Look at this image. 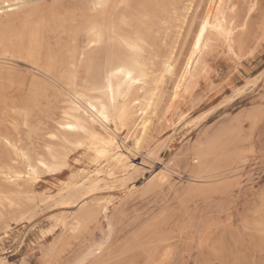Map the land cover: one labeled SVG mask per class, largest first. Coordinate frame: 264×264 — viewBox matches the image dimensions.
I'll return each instance as SVG.
<instances>
[{"label": "rangeland", "instance_id": "1", "mask_svg": "<svg viewBox=\"0 0 264 264\" xmlns=\"http://www.w3.org/2000/svg\"><path fill=\"white\" fill-rule=\"evenodd\" d=\"M89 2L39 0L35 23L0 15V264H262L264 0H223L233 51L208 32L197 52L198 26L219 0H112L101 23L124 19L123 33L144 39L148 76L130 99L155 102L137 147L139 107L109 126L123 172L58 126L74 96L90 94V71L72 60L105 62V49L86 46ZM53 157L59 170L38 165ZM27 162L37 171L29 178ZM96 167L114 175L75 192L79 170Z\"/></svg>", "mask_w": 264, "mask_h": 264}, {"label": "bare ground", "instance_id": "2", "mask_svg": "<svg viewBox=\"0 0 264 264\" xmlns=\"http://www.w3.org/2000/svg\"><path fill=\"white\" fill-rule=\"evenodd\" d=\"M37 1L39 0H0V15L18 13L23 23H35L32 22V19L37 15L38 11L37 8H31V5ZM111 2L112 0H90L89 2L88 10L93 15L89 18L84 29L86 46L88 50L105 49V62L102 65L93 66L91 59L87 56L81 60H72L70 68L73 70H76L80 65H84L90 71V82L87 91L90 94H76L74 99L69 102L67 110L63 113L62 121L58 126L60 130L66 133L84 134L89 141V147L93 149L97 156L105 159L106 163H108V168H119L123 172L127 169V158L121 144L118 142L116 128L113 131L109 126L115 120H126L129 116L130 106L139 107L142 120L138 133L134 135L133 139V144L137 147L148 130L150 115L154 114L155 111V102L153 95L150 93H144L142 97L130 99L131 94L136 90L143 89L148 76L145 65L140 57L143 52L144 39L138 33H135L133 36L125 35L123 33V26L127 25V23H125L124 19L121 20V23L117 24L101 23L99 17L110 6ZM222 4L223 0H219L215 14H206L200 22L192 44L194 52L206 46V34L208 32H212L222 38L228 44L229 50L233 51L230 45L232 37L231 24L228 23L227 17L222 10ZM4 5H8L12 10L9 11ZM201 28H204L203 34L201 33ZM198 39L199 44L197 43ZM109 46H116L118 48L116 53L111 52ZM191 60L192 58L188 60L187 65ZM166 72L172 74L173 65L168 64ZM72 79H75L74 76H72ZM74 81L73 83H75ZM177 95L175 94L173 99H176ZM82 103H85L87 107L83 108ZM36 104L39 103H35V106ZM24 122L26 123V120ZM94 124H98L102 132L95 131L93 129ZM80 143V140L75 141V144ZM196 156V162L201 161L205 156V151H198ZM27 163L26 177L29 178L36 175L37 171L31 163ZM38 165L53 171L59 170L61 167V163L54 157L51 162L40 160L38 161ZM103 174L107 177L114 175L110 170L107 171L106 169L104 171V169L97 167L93 170H79L78 175L80 179L74 183L73 190L78 192L92 188L98 184ZM15 177L20 178V173H15ZM67 197H71V195ZM79 224V221H75L74 228H77ZM99 250V248L91 250L86 257L95 254Z\"/></svg>", "mask_w": 264, "mask_h": 264}, {"label": "snow or ice", "instance_id": "3", "mask_svg": "<svg viewBox=\"0 0 264 264\" xmlns=\"http://www.w3.org/2000/svg\"><path fill=\"white\" fill-rule=\"evenodd\" d=\"M4 7L7 8L9 11L12 10L11 8H9L8 5H4ZM17 7H18V5H17ZM203 32H204V28H201V33L203 34ZM197 43L199 44V39L197 40ZM260 139H261V155L264 156V131L261 132ZM262 264H264V262H262Z\"/></svg>", "mask_w": 264, "mask_h": 264}]
</instances>
